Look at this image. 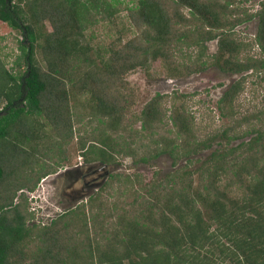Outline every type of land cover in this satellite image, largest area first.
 Here are the masks:
<instances>
[{
    "label": "trees",
    "instance_id": "16d2710c",
    "mask_svg": "<svg viewBox=\"0 0 264 264\" xmlns=\"http://www.w3.org/2000/svg\"><path fill=\"white\" fill-rule=\"evenodd\" d=\"M113 1L0 0V20L21 34L18 47L25 66L14 76L0 60V145L7 147L9 160L19 154L14 138L34 145L40 141L45 124L33 121V116L45 115L47 123L62 127L66 134L71 129L65 120L67 99L84 93L90 95L84 101L91 119L109 128V132L104 128L91 132L84 159L109 162L111 153L125 148L129 150L123 153L133 155L118 132L127 105L113 87L128 70L156 58L176 61L177 66L184 58L187 74L209 63L220 71L240 74L217 100L219 115L234 118L220 133L225 143L251 136L211 151L194 179L191 172L174 171L162 181L139 185L133 192L146 205L137 214L118 207H113V213H103L101 207L94 211L91 202L95 201L94 207L102 205L96 204V195L89 198L88 214L79 203L48 226H26L25 197L21 194L11 204L18 188L9 189L7 179L0 178L9 191L0 195L4 198L0 201V264H264V113L257 109L236 117L246 76L264 68V0L250 13L240 11V0H136L127 9L135 35L120 47L110 44L109 55L98 56L95 62L88 56L84 28L98 17L113 15ZM182 8L187 9L186 16ZM102 11L106 14H97ZM252 17L256 18L253 38L239 40L231 29ZM44 21L50 25L48 32L40 30ZM211 39H216V50L206 57L208 61L201 57L204 43ZM250 45L257 50L247 52ZM192 46L197 48L193 56L188 51ZM36 50L43 68L36 62ZM81 65L90 71L81 72ZM156 103L149 100L136 116L142 128L147 120L158 119ZM168 118L176 131H189L180 114L171 111ZM33 122L37 127H31ZM83 139L79 149L84 148ZM175 147H170L171 153ZM115 179L122 181V191L130 188V176ZM34 184L26 188L31 191Z\"/></svg>",
    "mask_w": 264,
    "mask_h": 264
},
{
    "label": "rangeland",
    "instance_id": "374dc122",
    "mask_svg": "<svg viewBox=\"0 0 264 264\" xmlns=\"http://www.w3.org/2000/svg\"><path fill=\"white\" fill-rule=\"evenodd\" d=\"M258 1L240 0V11L242 9L247 13L254 12L259 8ZM113 3L116 8L113 15L109 18L98 17L95 22L84 28V38L90 47L88 56L95 62L98 61V56L109 55L110 44L114 48L120 47L137 31L127 13V9L134 6L136 0H114ZM182 9V15L186 16L187 9ZM97 14L106 13L102 11ZM42 27V32L50 31L48 22L44 21ZM231 31L239 40L250 42L256 31V18L252 17L235 25ZM20 39L21 34L17 29L0 20V60L14 76L21 74L25 69L23 53L18 47ZM215 50L216 39L206 41L201 58L210 61L206 57ZM246 50L252 53L257 48L250 45ZM188 51L193 56L196 55L197 48L192 46ZM181 53H184L183 49ZM34 54L36 62L43 68L39 52L36 50ZM184 62L188 61L180 59L182 65L177 66L176 61L148 59L147 64L128 70L122 75V79L120 77L116 80L113 90H120L127 105L118 123L121 126L118 132L122 143L130 147L129 152L133 155L123 153L128 149L124 147L123 152L111 153L109 162L84 159L82 152L90 142L88 139L91 132L100 128L109 132V128L103 123L91 119L84 101L89 98L88 93L67 99L69 114L65 120L69 122L71 129L67 130L66 134L62 127L47 123L45 115H37L32 117L33 121L36 119L42 125L45 124L40 131V141L36 140L38 142L35 145L33 141L17 142L13 136L17 143L15 153L19 154L11 160L7 147L0 145V178L7 179L9 189L18 188L13 191L11 204L19 201L21 194L25 197L26 211L29 213L25 220L26 226H48L63 212L79 203L84 204L83 210L88 214L91 207L89 198L96 195L99 196L96 204L102 205L94 207L95 201L91 202L94 211L101 207L103 213H108L112 212L113 207H118L128 210L130 214H137L138 210L146 205L138 193L133 192L139 185L157 183L174 171H179V174L191 172L194 179L195 172L208 161L211 151L221 150L250 138L251 135L247 134L225 143L220 133V128L232 124L234 118L219 115L217 100L240 74L220 71L212 63L206 64L199 71L187 74L183 67ZM81 66V72L90 71L87 66ZM151 99L157 102L152 105L156 108L155 116H158V119L147 120L146 127L142 128L136 116ZM239 102L242 106L236 117L242 112L249 114L257 109L264 113V68L256 74L246 76L243 91L239 94ZM171 111L181 115L182 124L189 125L187 133L175 130L168 118ZM33 124L31 127H37V123ZM121 128H124V131ZM16 131L19 132V129ZM82 139L84 148L79 149L78 142ZM201 142L205 146H201ZM165 144V151H159ZM171 146H176L174 153L170 152ZM144 155L148 156L146 161L138 160L139 156ZM102 165L105 166L104 169L98 170ZM103 171H106L105 174ZM116 175L130 176V188L122 191L123 183L116 181ZM33 181L35 184L30 191L26 185H31ZM3 182L0 183V195H9L8 188H3ZM118 187L121 189L117 190ZM139 193H144V190ZM3 200L4 198L0 197V201Z\"/></svg>",
    "mask_w": 264,
    "mask_h": 264
},
{
    "label": "water",
    "instance_id": "95a60500",
    "mask_svg": "<svg viewBox=\"0 0 264 264\" xmlns=\"http://www.w3.org/2000/svg\"><path fill=\"white\" fill-rule=\"evenodd\" d=\"M104 167H105V166H104V165H102V166H100V167L98 168V170H103V169H104ZM105 172H106V171H103V173H104V174H105Z\"/></svg>",
    "mask_w": 264,
    "mask_h": 264
}]
</instances>
